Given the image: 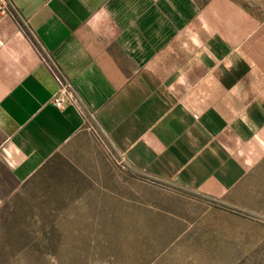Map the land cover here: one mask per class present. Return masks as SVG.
<instances>
[{
	"label": "crops",
	"instance_id": "obj_1",
	"mask_svg": "<svg viewBox=\"0 0 264 264\" xmlns=\"http://www.w3.org/2000/svg\"><path fill=\"white\" fill-rule=\"evenodd\" d=\"M53 64L81 103H53ZM92 122L131 169L249 211L264 200V16L233 0H9L0 200L2 171L26 182Z\"/></svg>",
	"mask_w": 264,
	"mask_h": 264
},
{
	"label": "rangeland",
	"instance_id": "obj_2",
	"mask_svg": "<svg viewBox=\"0 0 264 264\" xmlns=\"http://www.w3.org/2000/svg\"><path fill=\"white\" fill-rule=\"evenodd\" d=\"M2 177L0 264H264L263 198L247 211L137 172L93 122L26 182Z\"/></svg>",
	"mask_w": 264,
	"mask_h": 264
},
{
	"label": "built area",
	"instance_id": "obj_3",
	"mask_svg": "<svg viewBox=\"0 0 264 264\" xmlns=\"http://www.w3.org/2000/svg\"><path fill=\"white\" fill-rule=\"evenodd\" d=\"M9 0H0V8H3ZM53 73L59 81V88L53 94L52 101L58 108H63L68 102H80L81 98L67 75L60 69L59 66L53 64ZM81 103V102H80Z\"/></svg>",
	"mask_w": 264,
	"mask_h": 264
},
{
	"label": "clouds",
	"instance_id": "obj_4",
	"mask_svg": "<svg viewBox=\"0 0 264 264\" xmlns=\"http://www.w3.org/2000/svg\"><path fill=\"white\" fill-rule=\"evenodd\" d=\"M177 82H180V78H178V81Z\"/></svg>",
	"mask_w": 264,
	"mask_h": 264
}]
</instances>
